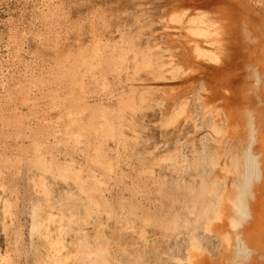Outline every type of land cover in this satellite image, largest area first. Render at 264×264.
<instances>
[{"label":"bare ground","instance_id":"obj_1","mask_svg":"<svg viewBox=\"0 0 264 264\" xmlns=\"http://www.w3.org/2000/svg\"><path fill=\"white\" fill-rule=\"evenodd\" d=\"M173 10L171 21L178 23L188 32L187 42L189 45L182 64L173 58H169L168 61L162 60L161 55L149 48H147L149 52L144 53L145 50L141 52L131 43L125 50L123 44L126 43L124 41L126 36L121 41L119 39L120 42L99 37L96 38L95 45L90 50L91 53H88L87 47H85L86 49L83 48L85 51H78L73 58H71L70 52L69 57L66 54L73 62L64 74L59 73V75L67 76L71 80L73 78L76 82L71 84L79 89L70 94V105L66 103L68 105L65 106V110L57 119H53L54 121L50 123L51 120L45 118L44 128L39 129V133L36 131L35 139L31 134V137H28L32 141L34 139V144H31L34 155H32L30 164L38 172L34 179L30 178L33 180L30 186L34 187L38 198L33 204H30V211L27 207L31 218L29 231L31 236H38V239H42L46 248V254L44 252L45 255L41 258L43 261L41 260L39 264H124L126 260L124 261L122 257L125 252L131 258L128 264H152L150 262L151 255L155 256L158 251H154L147 245L150 243L145 228L148 225H156L157 230L159 227L167 232H177L183 229L184 253L171 255V260L178 264H264V0H180L174 4ZM121 35L124 34H120V37ZM130 40L132 43L134 42L133 39L130 38ZM128 51L135 54L133 57L136 68L147 67L149 72L158 79L165 78L166 73L177 75L185 71L194 73L197 70H202L200 82L202 89L206 92L204 99H202L203 94L201 93L195 97L194 108L199 109V112L196 113L197 118L192 115L194 111L192 113L188 111L190 102L187 99H175L171 109H167L165 113L164 120L170 124H174L182 117L192 120L195 128L200 126L206 128L207 135L200 138L199 144L193 140L190 143L185 141L188 143L186 146L188 155L183 151L184 146L179 144L173 149H165L163 154L160 153L162 154L160 156H156L152 152H148L147 156H144L145 153L138 152L139 149L136 147L141 140L139 131L137 132L136 129L133 131L135 152H138L135 154L140 160L141 168L146 165L144 169L139 168L143 170L140 172L145 171L150 175L149 178L158 184L156 191L159 193V197L155 200L160 201V205L155 209H151L152 204L147 206L148 203L144 204V201L142 202L140 199L134 201L131 198L125 200L121 198L119 201H112L107 197L106 190L110 187L107 188V181L115 171V164L106 142L109 138L116 140L119 135L124 137L123 133L116 132L115 123L111 120L112 118L110 119V114H115L120 118L128 109H131L134 117L135 112L141 110L146 101L162 103L164 97L160 95V98L156 99L158 93L151 87L141 85L132 88L129 85L130 92L134 95L128 101H124L126 93L120 92L124 94L120 96L121 100L118 103L121 106L115 109L113 106L111 108V106H107V103H103L101 98L96 97L94 103L90 102V97L87 95L89 90L86 88L89 85L84 83L83 76H81L83 80L76 76L78 72L80 73L81 67H84L85 71H91L94 66H100L98 74L105 78V70L117 69L118 65L121 66ZM139 55L140 57H138ZM68 58H65L67 61L60 58L62 63L60 60L58 62L61 64L65 61L69 62ZM58 62L56 63L58 64ZM59 66L58 68L61 69ZM208 66L212 68L209 70ZM57 72L59 71L57 70ZM90 74L88 73V75ZM92 74L94 76V73ZM97 80L94 79L92 83L97 84L99 82ZM38 83L42 84L41 81ZM22 85L25 88V83ZM103 85L107 87L104 82ZM18 90H20L19 87ZM90 90L92 89L90 88ZM54 98L52 97V99ZM26 101L29 102V100ZM25 102L23 103L25 104ZM212 103H216L223 110L222 113H218V118H215L212 112L204 111ZM9 106L11 105L9 104ZM31 106H29V110ZM46 107L48 109V106ZM12 110L16 111L17 107ZM17 113L12 116L14 117L12 121H14L13 124L20 126L22 117ZM2 117L3 120L7 118L5 115ZM42 117L41 120L44 118ZM130 119L133 120V118ZM6 122L8 123V120ZM27 127L30 128L29 125ZM25 130L26 128H24ZM123 130L121 131L123 132ZM138 137L140 140H137ZM49 138H52L54 145L48 143L50 142ZM59 145L63 148L64 153L66 150H71V153L75 150L86 151L87 161L92 166L78 164L74 159V154L68 155L69 158L67 156L61 161L57 153H62L63 150L59 149ZM54 150H57V153ZM19 152L22 153L21 150ZM118 154L120 155V153ZM16 158L12 160L15 162ZM19 158L21 159V156ZM8 159L9 157L4 160L0 159V161L3 165L9 163L10 167L11 160ZM19 160L16 159V163ZM156 166L159 169L158 172L155 169ZM1 167L5 168V166ZM14 169L18 171L16 168ZM219 169L224 172L219 173ZM167 170L176 174L171 177L172 180L164 177ZM48 175L55 182L58 180L61 182L71 181L75 185V189L56 197L53 183L49 180ZM135 187L133 189L134 196L141 192L139 186ZM178 195L180 196L178 197ZM8 196L6 197L8 198ZM145 199L148 200L149 197ZM164 199H168L169 208L165 207ZM177 201L182 204V206L180 205L182 212H175ZM9 202L14 203L11 200ZM9 202L6 199L2 203L3 207L1 208L4 211L0 208L5 219L6 215L10 213ZM28 202L30 201L28 200ZM113 219L115 224L111 227L109 221ZM138 219L142 221L140 228H137L138 225H136ZM12 220L14 219H11V223ZM5 224L7 223L4 222V226ZM134 233L144 241V244L136 247L135 242L134 244L128 243L127 235ZM167 235L170 236L172 233ZM18 236L16 235V237ZM131 238L136 239L133 236ZM139 238L137 239L140 240ZM212 238L216 239L221 248L217 258H213L207 252V243H211ZM123 243L124 245L119 248L118 245ZM126 243L131 245L130 250ZM39 244L37 245L40 246ZM168 250L171 251L172 247L171 250ZM5 252L7 250L0 254V264H7L9 261V252L4 254ZM35 254L38 255V253Z\"/></svg>","mask_w":264,"mask_h":264},{"label":"rangeland","instance_id":"obj_2","mask_svg":"<svg viewBox=\"0 0 264 264\" xmlns=\"http://www.w3.org/2000/svg\"><path fill=\"white\" fill-rule=\"evenodd\" d=\"M42 1L43 0H0V97H1L0 98V112H1L0 114V157L1 158L0 159L4 160V158L7 159L9 157L8 160L12 161V162L10 161V167H9V163L3 165L0 161V168H1L0 178L2 177L1 178L2 180L0 179V196L2 195L3 197V199H1L2 197H0L1 200L0 208L3 207L2 203H4L6 199H8V202L9 200H11V202H14V203L9 202L10 213L6 215V219L5 217H3L2 214L4 211L3 208H1L3 211H1L0 209V252H1L0 254H3V252L6 250L7 252L11 250L8 253L9 261L7 264H32L33 262L39 264L41 263L42 256L46 254V248L44 247L43 240L40 238L38 239V236H31L29 231L30 230L29 221H31L30 220L31 218L29 217L30 216L29 206H31L30 204H33L38 198V194H35L36 192L34 187L30 186L33 183V180H31L30 178L34 179L38 174L35 167L32 166V164H30L31 159L33 157L32 155H34V151L32 149L33 147L31 146V144L32 145L34 144L33 143L34 139L37 136V135L35 136V134L39 133V131L44 128L45 125L44 119L48 118L49 121L51 120L50 123L55 119H57L59 115L63 112V110H65L64 109L66 108L65 106L68 104L70 105V98H71L70 94L74 90L79 89L77 86L71 84V83L75 84L76 82V81L74 82L73 78L71 80V78L69 79L67 78V76L64 75L60 76L61 74L59 75V73L64 74L65 70L69 69V66H71L73 62V60L70 59L73 58L74 55L78 53V51L86 49L85 47H87L86 51L88 53H91L90 50H92L93 46L95 45L96 38L99 37H104L107 39L109 38L113 41L116 40L118 42L119 39L121 41V39H124L123 37L126 36L124 40L126 41V43L124 42L125 45L123 44L125 50L128 49L129 43H131L134 45V47L137 50L141 52L145 50L144 53H147L149 52L150 49L152 51H155L156 54L161 55L162 60L168 61L169 58H173L175 61H178L180 64H182L184 58L186 57L187 47L189 45V42H187L188 41L187 30L185 28H182L178 23L171 21V15L174 12L173 10L174 4L179 2L180 0H44L43 2ZM120 34H124L123 36L121 35L122 38L120 37ZM130 38L133 39L132 40L134 41L133 43L131 42ZM69 52L71 53L70 55L72 56L71 58H68L70 54ZM66 54H68V57L66 56ZM134 55L135 54L132 51H128L126 59L121 66L118 65L117 69L112 68L107 71L105 70V78L104 76L101 77L98 74L100 66H94L96 70L93 67L91 71L90 70L85 71L84 70L85 68L81 67L80 73L78 72L76 76H78L80 79H82L81 76H83L84 80L83 79L82 80L85 81L84 82L85 84L89 85L86 86V88H88L89 90L87 95L90 97L89 98L90 102L94 103L96 97L101 98L103 103H107L108 104L107 106H111V108L113 106V108L115 109L118 106H121V104L118 105L119 100H121L120 99L121 95H124L126 93L124 95V99H125L124 101H128L134 95V93L130 92L131 87L134 88V87H139L141 85L145 87L148 86L154 89L156 93L159 94V97H157L158 94H156V99H159L160 95L164 97L162 103L151 100L146 101L143 105V108L135 112L134 117H133V111L131 109H128L124 114H122V116H120V118H118L115 114L113 115L110 114L109 115L110 119L112 118L111 120H113L115 123L114 126L116 127L117 130L116 132L118 134L123 133L124 137L123 135H119L117 136L118 138L116 137L117 141L113 138H111L112 140L109 138L106 142L108 149L110 151V155L112 158H114L113 162L115 164V171L113 173L114 176L111 175L112 177L107 181V188L110 186L107 189L108 191L106 190L107 197H109V199H111L112 201H119L121 198L122 199L124 198L123 200L131 198L134 201L140 199L142 200V202L144 201L143 202L144 204L148 203L146 204L147 206L149 204L150 205L152 204L151 209H155V207L158 208L160 205V201L155 200L156 198L159 197V193L156 191L158 190L157 189L158 184L154 183L153 180L149 178L150 175L145 173V171L140 172L143 171L140 169H144L146 165H144L141 168L140 160L135 153L141 152L142 154L145 153L144 156H147L146 153L152 152L156 156H160L163 154L165 149L168 148L173 149L175 148V146L180 144L184 146L183 151L185 154L188 155L189 152H187L188 149L186 148L187 144L190 143L192 140L196 144H199L200 138L205 137L207 135L206 128L201 126L199 128H195L192 123L193 122L192 120L184 119L182 117H180L177 121H175L174 124H170L164 120V117H166L165 113L167 109H171V105L174 104L175 99H181V100L187 99L190 102L188 106L189 108L188 111L190 113L194 111L192 115H194V117L197 118L196 113L199 112L198 111L199 109L196 110L194 108L195 97L197 96L198 93H201L203 94L202 99H204L206 92H204V90L202 89L200 82V80H202V76L200 75L202 70L201 71L197 70L194 73L185 71L177 75H171L169 73H166L165 78L158 79L152 73L149 72V69L147 67L136 68V66L134 65L135 63L133 57ZM64 57L68 58L69 62H66L67 60ZM138 57H140V55ZM60 58L66 60L65 62L63 61L64 65L61 64L62 59L60 60ZM137 59L139 60V58ZM58 60H60L61 63H59ZM56 62H58V64ZM58 66L61 67V69L58 68ZM211 68H212L211 66H208L209 70ZM56 69L59 72H57ZM88 73L91 74L88 75ZM92 73H94V76ZM45 78L47 79L45 80ZM39 79L41 83H42V79H44L43 83L41 84L42 86L40 85V83H38L40 82L38 81ZM68 79L71 81H69ZM94 79L95 80L98 79L97 82L99 81L98 83L100 82L101 83L93 84L92 81ZM21 81L22 83H25V88L24 85H22ZM103 82L106 83L107 87H104ZM94 86L97 88H95ZM18 87L20 90H18ZM89 87L92 90H90ZM24 92L25 94H23ZM120 92H124V94ZM30 96H32L31 98L34 99H31ZM57 96L58 98H56ZM52 97L55 98L52 99ZM22 98L25 101L29 100V102L26 101L27 102L26 103ZM11 101L12 103H9ZM22 101L25 102V104ZM114 103H116L117 105H115ZM9 104L11 106H9ZM29 106H31L30 110H29ZM46 106H48V109ZM14 107H17L16 111L12 110ZM18 109H20L21 111H19ZM204 111L212 112L215 118H218V113L223 112L222 108L217 106L216 103L210 104L209 106H207V108H205ZM16 113L22 117V118L20 117L22 120V124L20 126L13 124L14 121H12L14 120V117L12 116H14V114ZM4 115L5 117H7L4 119L5 120L7 119L8 123H10L11 125L10 124L8 125V123L6 122L7 120L6 121L3 120L2 116ZM86 115H88V112H86ZM41 116L44 117V118L42 117L43 121L41 120ZM15 117L17 118V116ZM130 118H133V120ZM140 118L141 120L142 119L143 120L141 121ZM124 121L127 122L125 123ZM116 122L118 123L117 125ZM25 125L26 127H24ZM27 125H29L30 128H28ZM121 125H123L127 131ZM24 128H26L25 131ZM30 129L33 130L35 133L33 131L31 132ZM135 129L137 130V132L139 131L141 137V140L140 137H138L139 139H137L140 140L139 145L136 146L137 149H139V150L136 149L138 152L137 151L135 152V139L134 137H132L135 136L133 133ZM121 130H123V132ZM36 131L38 132L36 133ZM14 133L18 135H15ZM30 134L32 136L34 135L33 136L34 139L32 137L33 141L31 140V138H28ZM16 136L17 138H15ZM126 140L127 143L124 145ZM186 140L188 143H185ZM49 141L50 142L48 143L54 145L52 138H49ZM18 145H19V149H18ZM60 147L61 146L59 145V149L63 150V148ZM16 149L17 151H15ZM125 149L127 152L125 151ZM19 150H21L22 153H20ZM25 150L27 153L25 152ZM118 150H120L121 152ZM54 151L57 153V150ZM81 152L82 150H75L73 153H71V150H66V153H64L63 150L62 153L58 152L57 154L58 157H60L61 161L64 160L65 157L67 158L68 155L74 154L75 155L74 159L75 161L78 162V164L83 163L91 167L92 165L87 161L88 159L86 157L87 156L86 151L82 152V154ZM114 153H116L117 156L119 155L118 153H120V155L117 157L116 154ZM16 154L20 155L21 159L19 158L20 156L17 157ZM14 158H16L17 160L20 159L19 161H17L18 164L16 163V159L15 162L13 161ZM85 161L87 162L85 163ZM1 166H5V168L4 167L2 168ZM13 167L16 168L18 171H16ZM155 169L158 172L159 169L157 166ZM5 171L7 172V174ZM13 172H16L17 174L15 175V173ZM223 172H224L223 170L219 169V173L222 174ZM171 173L172 172L170 170H167V173L164 177H166L169 180H172L171 177H174L176 174L172 173L171 175ZM29 179L31 180V182ZM49 180L53 183L54 194L56 197H58L59 194L65 193L66 191L75 189V185L71 181L69 182L63 181L64 182L63 183L58 180L57 182H55L53 181L51 176H49ZM135 186H139L141 192L137 193L134 196L133 189ZM30 188L34 190H31ZM6 189L8 190L6 191ZM143 189L144 191H142ZM150 190L152 193L149 192ZM124 194L126 195L125 197L123 196ZM6 196H8V198ZM141 196L145 198L149 197V199L146 200ZM179 196L180 195H178V197ZM2 200H4V202H2ZM28 200L31 203L28 202ZM163 201L165 203V207L169 208L168 199H164ZM177 203L178 204H176L175 212L176 211L182 212V208L180 209V207L182 206V204H180L181 202L177 201ZM11 204H13L14 206H12ZM12 218L14 220H12L11 223L10 221ZM3 221L8 225L5 224L4 226ZM11 224L14 225L12 226ZM114 224H115L114 219L109 221V226L113 227ZM136 225H138L137 228H140L142 225V221L138 219V221H136ZM145 228H146V236L148 237V240L150 242L147 245L153 248L154 251H158L155 254V256L153 254L151 255L152 257L150 258L151 260L150 262L152 264H165V263L178 264L176 261L174 260L172 261L171 259L172 256H175L177 254L182 255L184 253L183 246H184L185 236L183 234V229H180V231L178 230L177 233L171 231L167 232L166 230H163L161 228L159 229V227L157 230L156 225H148ZM107 230H108L107 232H109V229ZM158 231L159 233L157 234ZM170 233H172V235L168 236L167 234ZM175 234H179L177 235L178 237ZM16 235L19 236L16 237ZM131 235L136 239L134 240L133 238H131L132 237ZM131 235H127L129 240L128 243L134 244L135 242L136 247L141 246V244H144V241H142L141 238L136 236L137 234L134 233ZM137 238H139L140 240H138ZM34 240L37 242H35ZM34 242L37 244H39L40 242L39 245L41 246V248ZM12 243L13 244L15 243L16 245L14 244L15 245L14 246ZM123 245L124 243L118 246L120 248ZM127 245L129 246V250H130L131 245L129 244ZM32 246L34 247V249L32 248ZM12 247H16V248H12ZM207 247H208L207 252L209 253V255H212L213 258H217L221 248L215 238L211 239V243H207ZM168 249H170L171 251H169ZM7 252H5L4 254H6ZM35 253H38V255ZM122 258L124 261L126 260L124 264H128L129 259H131L129 257V254L126 252Z\"/></svg>","mask_w":264,"mask_h":264}]
</instances>
